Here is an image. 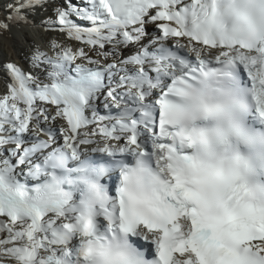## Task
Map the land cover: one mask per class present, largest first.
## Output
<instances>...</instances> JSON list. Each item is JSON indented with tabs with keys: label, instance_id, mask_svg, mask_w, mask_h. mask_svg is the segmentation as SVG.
Masks as SVG:
<instances>
[{
	"label": "snow or ice",
	"instance_id": "6c2138e0",
	"mask_svg": "<svg viewBox=\"0 0 264 264\" xmlns=\"http://www.w3.org/2000/svg\"><path fill=\"white\" fill-rule=\"evenodd\" d=\"M49 8L66 41L5 65L0 264H264V0H20L0 30Z\"/></svg>",
	"mask_w": 264,
	"mask_h": 264
},
{
	"label": "bare ground",
	"instance_id": "6f19581e",
	"mask_svg": "<svg viewBox=\"0 0 264 264\" xmlns=\"http://www.w3.org/2000/svg\"><path fill=\"white\" fill-rule=\"evenodd\" d=\"M18 2L20 0H0V20H3L8 14L7 5ZM39 14L36 12L31 17L37 26L13 24L7 31L0 30V58L4 59L2 63L6 60V64L9 62L15 63L26 72L30 71L29 57L35 49L34 40L40 38L38 41L42 44L41 49L45 51H48V42L51 39L55 38L59 41V36L52 37L51 32L44 31L39 26L42 20V18L38 17ZM127 51L125 50V52ZM49 54L51 53L49 52ZM6 82H10L8 73L1 74L0 72V95H3L7 91Z\"/></svg>",
	"mask_w": 264,
	"mask_h": 264
},
{
	"label": "rangeland",
	"instance_id": "374dc122",
	"mask_svg": "<svg viewBox=\"0 0 264 264\" xmlns=\"http://www.w3.org/2000/svg\"><path fill=\"white\" fill-rule=\"evenodd\" d=\"M58 2H60V3H62L63 2V0H58ZM73 2L74 3H79L80 2V0H73ZM38 10V11H37ZM36 10V12L37 13H40L39 15H38V17H40V18H45L46 16H52V9L51 8H49L48 10H47V12H45V11H43V10H41V9H37ZM148 32L149 33H153V32H156V29H155V27L154 26H149L148 27ZM51 35H52V37H58L59 36V41H62V42H65L66 41V38L63 36V35H61V34H59V33H55V32H51ZM38 40H40V38H38ZM38 40H34V46H35V48L37 47V46H39L40 48H41V46H42V44H41V42L40 41H38ZM126 53H128V52H125V54ZM2 60H4V59H2V58H0V72H1V74H6L7 73V71H6V69H5V65H6V60H5V62H3L2 63ZM102 108V107H101ZM103 113H104V111H103ZM57 123L59 124V123H61V121H57Z\"/></svg>",
	"mask_w": 264,
	"mask_h": 264
},
{
	"label": "clouds",
	"instance_id": "9594fccd",
	"mask_svg": "<svg viewBox=\"0 0 264 264\" xmlns=\"http://www.w3.org/2000/svg\"><path fill=\"white\" fill-rule=\"evenodd\" d=\"M120 244L122 247L118 250L128 253L131 258H135L140 252H143L132 238L125 239L124 237H120Z\"/></svg>",
	"mask_w": 264,
	"mask_h": 264
}]
</instances>
